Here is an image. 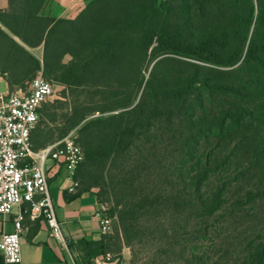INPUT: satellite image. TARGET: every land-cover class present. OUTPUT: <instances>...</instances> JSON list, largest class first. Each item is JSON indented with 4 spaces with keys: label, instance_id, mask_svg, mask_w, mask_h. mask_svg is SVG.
Returning <instances> with one entry per match:
<instances>
[{
    "label": "trees",
    "instance_id": "obj_1",
    "mask_svg": "<svg viewBox=\"0 0 264 264\" xmlns=\"http://www.w3.org/2000/svg\"><path fill=\"white\" fill-rule=\"evenodd\" d=\"M47 2L0 7V74L61 87L75 195L117 218L78 264L123 246L136 264H264V0H87L74 18Z\"/></svg>",
    "mask_w": 264,
    "mask_h": 264
},
{
    "label": "built area",
    "instance_id": "obj_2",
    "mask_svg": "<svg viewBox=\"0 0 264 264\" xmlns=\"http://www.w3.org/2000/svg\"><path fill=\"white\" fill-rule=\"evenodd\" d=\"M53 94V85L40 72L24 90L10 92L0 74V216H13V230L0 233V255L4 264H18L21 260L20 242L23 232L24 211L27 203L30 220H42L50 235L64 247V238L48 191V162H61L71 182L68 191L75 193L78 183L74 179L83 154L75 131L60 140L34 151L31 132L38 121V110ZM107 202H98L94 216L102 235L110 234L117 218L110 212ZM98 262H113L108 252Z\"/></svg>",
    "mask_w": 264,
    "mask_h": 264
},
{
    "label": "crops",
    "instance_id": "obj_3",
    "mask_svg": "<svg viewBox=\"0 0 264 264\" xmlns=\"http://www.w3.org/2000/svg\"><path fill=\"white\" fill-rule=\"evenodd\" d=\"M76 1L55 0L54 11L44 14L55 18H74L81 9L74 17H66L64 14L75 11L74 3ZM6 6L7 0H0V7L6 8ZM30 52L36 57L41 55V49L30 50ZM34 129L32 132H34ZM41 141L45 142L46 146L52 144L49 139ZM46 146L40 148V150ZM46 168L50 199L68 245L64 247L53 238L44 221L30 219L23 221L24 229L20 242L21 260L18 264H78L79 258L83 254L79 246L80 241H96L102 236L99 231L98 219L94 216L98 203L96 190L77 195L70 193L68 188L71 182L67 179L65 165L61 162H48ZM12 220V215L0 216V233L2 230L7 232L13 230ZM96 259H93V261ZM97 264L114 263L98 262Z\"/></svg>",
    "mask_w": 264,
    "mask_h": 264
},
{
    "label": "rangeland",
    "instance_id": "obj_4",
    "mask_svg": "<svg viewBox=\"0 0 264 264\" xmlns=\"http://www.w3.org/2000/svg\"><path fill=\"white\" fill-rule=\"evenodd\" d=\"M86 1L87 0H77L74 3V5L76 7L75 11H73L72 13L67 12L64 15L66 17H74L75 14L78 13L79 9H82V7H84ZM54 8H55V0H48V2L45 4V7L43 9V13H52L54 11ZM37 52H39V51H37ZM49 82H51V81H49ZM51 83L53 85V94L45 102V105L47 104V107H44V105H42L40 108L41 110H43L42 111L43 114L38 115V121H37V124L35 126L34 133L35 134L39 133V139H41V140L49 139V140H51L52 143H54V142L59 140L60 130L62 128V123L57 118H56V121H53L51 114L53 113V111H56V114H59L61 112L59 109L60 105L58 103H56V101L60 100V93L62 92V89H61V87L54 84L53 82H51ZM48 104H50L51 106L48 107ZM46 108H49L50 111L47 112V114H44ZM73 131H75V129L69 131L65 136H67L68 134H70ZM108 205H109L110 211H111V205L110 204H108ZM22 210L24 211V214H25L27 211V207L22 208ZM115 227H116V223L114 224V228ZM114 228H113V230H114ZM113 230H112V232H113ZM109 253L113 256V263L114 264H136L135 262H132L131 251H130V248H128L127 246L122 247L120 259H115L114 254H112L111 252H109Z\"/></svg>",
    "mask_w": 264,
    "mask_h": 264
}]
</instances>
